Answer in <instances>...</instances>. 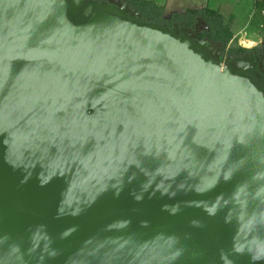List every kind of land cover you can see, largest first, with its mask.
<instances>
[{
	"label": "water",
	"instance_id": "95a60500",
	"mask_svg": "<svg viewBox=\"0 0 264 264\" xmlns=\"http://www.w3.org/2000/svg\"><path fill=\"white\" fill-rule=\"evenodd\" d=\"M69 8L0 0V264H264V92Z\"/></svg>",
	"mask_w": 264,
	"mask_h": 264
},
{
	"label": "rangeland",
	"instance_id": "374dc122",
	"mask_svg": "<svg viewBox=\"0 0 264 264\" xmlns=\"http://www.w3.org/2000/svg\"><path fill=\"white\" fill-rule=\"evenodd\" d=\"M132 1L133 0H99V5L104 7L113 6L116 9L115 12L118 14L122 13L135 21H142L147 24L151 23L154 26H159L171 32H175L178 24H183L180 28L185 27V23L177 19V15L186 12L190 8L204 6L209 0H154L162 7L161 14L155 17L150 14L148 18L143 17L133 3H131ZM210 4V6L219 8V11L225 15L226 22L236 35L235 39L224 47L222 44L220 45L211 39L210 36L204 38L201 36V33L207 32L209 27L206 29V22L199 23L198 19L190 28L195 29L198 27L200 32L198 33L195 31L194 33H190L184 30V37L190 36L192 42L198 44L200 41L208 42L212 48L219 50L220 56L216 57L215 62L221 66H227L228 68L233 56L237 55V53L232 50L235 46L241 45L245 48L255 50L264 56V27L260 28L258 22H255V18L257 17L254 11L255 3L253 0H210ZM249 23L250 25H248ZM256 35L263 36L261 42L256 40Z\"/></svg>",
	"mask_w": 264,
	"mask_h": 264
},
{
	"label": "trees",
	"instance_id": "16d2710c",
	"mask_svg": "<svg viewBox=\"0 0 264 264\" xmlns=\"http://www.w3.org/2000/svg\"><path fill=\"white\" fill-rule=\"evenodd\" d=\"M90 2L94 6H99V0H90ZM131 3H133V5L138 9V11L143 15L144 18H148L150 14H152L154 17L161 14L162 7L158 5L154 0H133ZM258 7L259 5L255 4L256 10L258 9ZM176 17H178L177 19L180 22H184L187 27H191L192 25H194L198 18L203 19L208 24L209 30L205 33H201V36H203L204 38H207L206 36H210L211 39H213L220 45L222 44L224 47H226L234 39L235 34L230 28L229 24L226 22L225 15H223L219 10L213 9L209 6L199 9H188L185 13H181ZM69 18L75 24L86 23L89 20L88 19L79 22L77 20V18L79 17H75L72 13H69ZM136 22L141 25L154 26L151 23L147 24L142 21ZM155 27L160 28L164 32H171L159 26ZM232 50L237 54L253 51L252 49L245 48L241 45L235 46Z\"/></svg>",
	"mask_w": 264,
	"mask_h": 264
},
{
	"label": "flooded vegetation",
	"instance_id": "af4514ba",
	"mask_svg": "<svg viewBox=\"0 0 264 264\" xmlns=\"http://www.w3.org/2000/svg\"><path fill=\"white\" fill-rule=\"evenodd\" d=\"M69 3V13H72L75 17L78 16L79 18H77V20L79 22L88 20L94 11L101 10L102 7L100 5L94 6L90 0H83V2L79 0H74V2H72L69 0ZM90 6H92V11L88 13L87 10ZM195 50L197 52H204L203 49L198 47H196ZM204 54L207 59H213L214 61L216 57L220 56L219 50H210L204 52ZM229 68L244 73L247 78L264 92V56L262 54L255 50L246 53H238L233 56Z\"/></svg>",
	"mask_w": 264,
	"mask_h": 264
},
{
	"label": "built area",
	"instance_id": "2783aa9c",
	"mask_svg": "<svg viewBox=\"0 0 264 264\" xmlns=\"http://www.w3.org/2000/svg\"><path fill=\"white\" fill-rule=\"evenodd\" d=\"M253 1H254L255 4H258L259 5L258 9L256 10V14L259 17V19L262 21L260 27H264V22H263L264 21V0H253ZM198 22L199 23H202V22L205 23V21L202 20L201 18H198ZM180 26H183V24H178L176 31H178L180 29H183V30H186V31H188L190 33H194L195 31L198 32V33L200 32V30H199L198 27L195 28V29L194 28L192 29L190 27H187L186 25H185L184 28H180ZM205 28L208 29V25L206 23H205ZM220 67L222 69L228 68L227 66H221V65H220Z\"/></svg>",
	"mask_w": 264,
	"mask_h": 264
},
{
	"label": "crops",
	"instance_id": "0c3cea01",
	"mask_svg": "<svg viewBox=\"0 0 264 264\" xmlns=\"http://www.w3.org/2000/svg\"><path fill=\"white\" fill-rule=\"evenodd\" d=\"M211 4H210V0L207 2V4L206 5H204V6H201V7H193V9H199V8H203V7H206V6H209V7H211V8H213V9H216V10H219V8H216V7H213V6H210ZM190 9H192V8H190ZM254 11H255V14H256V8H255V6H254ZM183 13H185V12H183ZM222 13V12H221ZM223 14V13H222ZM224 15V14H223ZM256 17L257 18H255V22H258V24H259V27H260V25H261V23H262V21L259 19V17L257 16V14H256ZM264 22V21H263ZM248 25H250V23L248 24ZM261 28V27H260ZM235 37H236V35L234 36V39H235ZM256 40L257 41H259V42H261L262 41V37L263 36H261V35H256ZM255 43H257V42H255Z\"/></svg>",
	"mask_w": 264,
	"mask_h": 264
},
{
	"label": "bare ground",
	"instance_id": "6f19581e",
	"mask_svg": "<svg viewBox=\"0 0 264 264\" xmlns=\"http://www.w3.org/2000/svg\"><path fill=\"white\" fill-rule=\"evenodd\" d=\"M133 13V12H132ZM202 42H205V41H202ZM205 43H207V42H205ZM207 45H208V43H207ZM251 45H253V44H251Z\"/></svg>",
	"mask_w": 264,
	"mask_h": 264
}]
</instances>
